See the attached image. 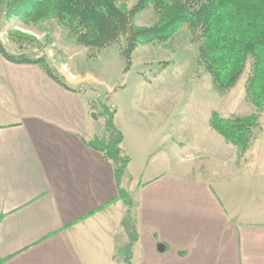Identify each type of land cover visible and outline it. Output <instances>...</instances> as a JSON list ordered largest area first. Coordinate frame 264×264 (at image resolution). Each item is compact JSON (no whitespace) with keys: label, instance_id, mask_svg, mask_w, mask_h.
Returning <instances> with one entry per match:
<instances>
[{"label":"crops","instance_id":"1","mask_svg":"<svg viewBox=\"0 0 264 264\" xmlns=\"http://www.w3.org/2000/svg\"><path fill=\"white\" fill-rule=\"evenodd\" d=\"M35 27L6 19L0 5L6 49L47 56L71 89L0 52V264H125L118 249L128 241L127 207L118 200L115 167L87 144L99 126L90 102L107 94L116 106L117 86L105 70L72 64L89 49L75 41L39 48ZM146 110L116 114L131 158L123 187H135L138 202L133 264H264V130L245 153L216 139L203 167L181 169L180 146L175 163L158 159V146L146 142L159 127L137 120ZM260 118L264 129V111Z\"/></svg>","mask_w":264,"mask_h":264},{"label":"trees","instance_id":"2","mask_svg":"<svg viewBox=\"0 0 264 264\" xmlns=\"http://www.w3.org/2000/svg\"><path fill=\"white\" fill-rule=\"evenodd\" d=\"M128 1L0 0V5L7 19L17 18L26 25L57 20L69 38L86 48L105 49L123 41L121 53L125 72L131 69L134 54L141 45L166 43L186 27L191 42L198 45L197 66L206 69L214 87L221 93L230 92L250 68L245 89L247 100L257 111L247 116L230 117L213 111L209 119L211 128L227 143L235 146L240 154L247 152L264 130L260 118L264 111V0H137L131 9ZM151 7L157 22L152 26L139 25L138 15ZM0 52L12 62L41 66L53 80L71 89L47 56L13 55L1 40ZM108 100V95L98 93L90 102L92 116L99 126L98 134L87 144L114 164L118 200L127 207L122 226L128 241L118 249V255L123 257L125 264H133L134 246L140 238L136 215L138 202L123 187L131 158L122 148L124 134L116 124L117 109L108 104Z\"/></svg>","mask_w":264,"mask_h":264},{"label":"rangeland","instance_id":"3","mask_svg":"<svg viewBox=\"0 0 264 264\" xmlns=\"http://www.w3.org/2000/svg\"><path fill=\"white\" fill-rule=\"evenodd\" d=\"M136 2L129 0L127 5L131 9ZM157 20L152 7L137 17L141 26H152ZM34 26L39 48L47 47L54 51L58 44L68 46L75 41L69 38L57 20ZM121 43L105 49L84 48L72 64L97 74L105 70L106 79L117 86L118 91L113 97L116 104L113 107L117 111L118 108L123 113L128 109L146 107L145 112L139 113L141 119L137 120L143 122L144 128L147 123L158 122L155 138L149 132L146 135V142L158 146V159L163 156L177 163L180 146L181 169L194 162H201L203 167L206 155L216 151V139L223 140L209 124L212 112L218 111L224 117L247 116L256 112V107L247 100L245 89L250 68L230 92L221 93L214 87L206 69L197 66L198 45L191 42V34L186 27L166 43L141 45L127 72L124 71ZM210 143L214 145L210 147ZM137 164L138 161L134 162V167ZM129 190L135 196V187L130 185Z\"/></svg>","mask_w":264,"mask_h":264}]
</instances>
